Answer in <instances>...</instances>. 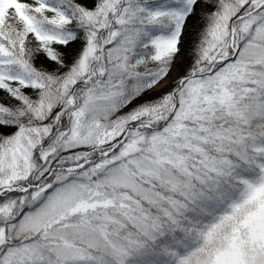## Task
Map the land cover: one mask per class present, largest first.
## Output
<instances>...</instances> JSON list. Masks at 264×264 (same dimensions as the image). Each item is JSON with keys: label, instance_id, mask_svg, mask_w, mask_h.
Masks as SVG:
<instances>
[{"label": "snow or ice", "instance_id": "snow-or-ice-1", "mask_svg": "<svg viewBox=\"0 0 264 264\" xmlns=\"http://www.w3.org/2000/svg\"><path fill=\"white\" fill-rule=\"evenodd\" d=\"M0 264H264V0H0Z\"/></svg>", "mask_w": 264, "mask_h": 264}]
</instances>
